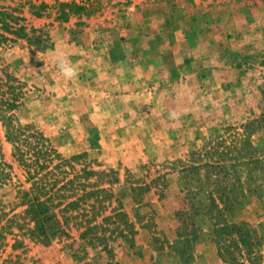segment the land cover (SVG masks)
I'll use <instances>...</instances> for the list:
<instances>
[{
	"label": "rangeland",
	"instance_id": "rangeland-1",
	"mask_svg": "<svg viewBox=\"0 0 264 264\" xmlns=\"http://www.w3.org/2000/svg\"><path fill=\"white\" fill-rule=\"evenodd\" d=\"M0 264H264V0H0Z\"/></svg>",
	"mask_w": 264,
	"mask_h": 264
},
{
	"label": "clouds",
	"instance_id": "clouds-1",
	"mask_svg": "<svg viewBox=\"0 0 264 264\" xmlns=\"http://www.w3.org/2000/svg\"><path fill=\"white\" fill-rule=\"evenodd\" d=\"M56 67L61 76L67 81H71L78 76L77 66L63 52L56 56ZM172 115L175 116L174 113Z\"/></svg>",
	"mask_w": 264,
	"mask_h": 264
}]
</instances>
